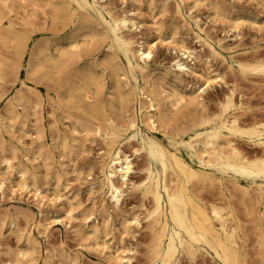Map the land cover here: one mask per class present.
Wrapping results in <instances>:
<instances>
[{
  "label": "bare ground",
  "instance_id": "1",
  "mask_svg": "<svg viewBox=\"0 0 264 264\" xmlns=\"http://www.w3.org/2000/svg\"><path fill=\"white\" fill-rule=\"evenodd\" d=\"M209 1L214 11L223 9V0ZM102 3L97 0H0V45L4 47L3 51L0 48V62L2 61L0 63V79L2 76V79L8 76L5 68L8 69V74L11 76V74L17 75L19 69L23 67L25 73H28L27 75L35 73L36 69L39 70L40 77L45 82L44 94L33 90L36 88L32 90L31 87L25 88L24 84L23 89L19 86L20 89L17 88L8 101H4V103L7 102L3 103L4 106L2 105L4 111L0 113L2 116L0 122L4 123L3 119L7 120V124L8 121L14 123L22 121L21 123L25 125L26 121L23 122V119L27 113L24 115L23 109L25 110L27 106L28 108L30 106V109L31 106L36 109L37 105V110L40 112L39 109L47 104V108L49 106L47 111L53 117L54 123H57L55 121L58 110L69 121L74 117L72 125L70 124L71 141L76 140L81 136V133L85 135L93 133L102 142L103 150H101V154L99 153L101 160H98L101 173L98 179V189L102 190V194L100 193L101 197L98 203L91 199L92 203L88 208L82 207L80 212L83 217L80 216V218H83L85 228L81 230L79 229L81 226H77L79 227L77 230L83 232L85 237L92 236L100 239L102 234H105V229L102 226L104 227L109 216L108 209L109 207L120 209L124 186L138 190L141 198L148 199L150 203L144 209L145 218L148 219V223H146L150 225L149 229L151 230H149L150 242L147 244L148 246L146 245L150 258L149 264H179L181 256L187 258L189 262H194L197 256H200L202 260L208 256V259L216 264H264V119L259 117L261 113L254 109V106L252 108L248 104L251 102L243 100L245 97H242L243 99L236 98L234 87L214 104L216 105L215 109L209 110L201 96L204 87L201 85L188 86V82L185 83V81L182 83V75L192 70L189 60L197 57L196 49L185 44L183 40L178 41V44L173 46V55L166 62L168 64L160 62L152 66V45L145 38L134 39L130 33V30L139 27L138 19L136 20L130 13L127 14L128 11L119 12L108 5L106 6V3L105 5ZM27 5H31L29 16L35 12L43 16L42 19H39L36 14L38 17L36 19H39V25L42 26L41 29L44 28V34H42L44 37L36 40L30 39L27 28L28 25L31 28V22L29 23L28 20L31 18L27 19L26 17L29 13L26 11ZM17 7L25 12V16L20 15V11L17 13L22 16L18 19L20 21L17 20L19 15L16 14L17 18L15 19L12 14ZM224 8L226 9L227 6ZM187 18L189 20L187 23L193 24L199 31L196 37L202 42V45H206L212 54L218 55L219 51L208 41L207 36L200 35L202 29L199 26V18L191 13L187 15ZM35 22L37 23V21ZM155 30L158 33V30ZM159 32L161 34V31ZM90 39L92 41L95 39V42L90 41V44ZM86 45L88 46L85 47ZM25 53L27 58L24 61ZM238 58L237 60L230 58L229 64H235L238 70V72L234 70L235 72L242 76L252 73L260 75L264 79V58L256 56L253 57L257 58L254 61H243L242 58L240 61ZM64 67L66 70L64 72H68L70 76V71L71 77L73 76L70 85H66L68 77L65 75L67 73L59 71ZM67 67L70 68L67 70ZM2 69L6 72L5 74ZM60 73L62 77L59 76ZM63 76L65 77L63 78ZM105 77H108L110 81L108 89L110 96L106 94L107 92L105 94L114 97L113 101L117 94L124 93L122 82H124V89L127 91L125 97L131 99V96L135 95L136 101L139 102L137 116L129 109L132 105L127 104L131 100L120 97V100L121 98L123 100L119 102L118 96V107L115 109V106L112 105L116 117L109 114V110L105 111L104 100L101 98L102 86H105L102 85V81ZM60 78H63L64 81ZM36 79L34 80L36 81ZM38 79L40 82V78ZM160 79L168 80L175 86L180 83L184 87V94L178 93L179 101L181 99L184 103L180 104V101L178 104L177 102L179 107L176 106V102H174L176 107H173L174 104L171 103L173 111L179 108L180 112L177 110L176 113L179 112L182 119H179V113L176 117L168 113L170 109L167 105L168 100L164 102L168 98H166L168 94L162 95L158 93L161 90L158 92L155 90L154 83ZM79 80L83 83H78ZM99 80L102 86H99ZM37 83L38 81L35 82V84ZM77 83L78 85H76ZM110 89L114 91H110ZM174 91L176 93V90ZM112 92L117 94L111 96L114 95ZM32 94L36 96L35 100L32 98ZM172 95L174 98V93ZM169 101L168 103H170ZM183 104L185 106L181 108L187 110L186 113L180 109ZM18 105L23 108L20 112L23 113L24 118L16 109ZM106 105L110 108L109 104ZM254 111H257V114L260 113L258 117ZM262 114L264 116V112ZM58 115L60 116V114ZM172 115L174 118L169 117ZM138 121L144 124L146 131L140 128ZM3 123L0 124L2 129L5 127ZM14 123L12 125H15ZM54 123L52 127L55 126ZM45 124L50 125L48 122ZM12 125L10 123V126ZM19 125L21 126V124ZM35 130L36 132L42 130V127L39 129L38 126V129ZM55 130L58 132L59 129L56 127ZM152 130H158L161 136ZM56 136L57 133H55ZM63 138H65L64 135ZM1 139L2 137H0ZM55 140L58 139L55 138ZM125 143L129 148L132 143V153L142 154L144 162L141 164V168L138 167L139 164L136 167L142 174L138 173L137 176L132 174L135 168L134 160L133 157H130L131 151L127 153V150L123 149V146H126ZM2 144L1 141L0 145ZM61 144L64 146L65 141H62ZM25 145L21 146L27 152H32L39 157H47V151L42 148V145H38L35 149H32L31 144V148H27L29 145H26L27 147ZM35 146L37 145L35 144ZM12 147L11 151L14 152L15 149ZM8 149L10 148L7 147ZM8 151L12 156L13 152ZM0 155H2L0 163L5 168V173L6 171L10 172L6 176L15 175L19 184L28 190L30 187L33 194L39 196V211H47V208H44L45 205L43 207L44 200L40 194V185L42 184H37L39 179L36 178L35 173L28 170L23 165L24 163L18 162L13 166L11 163L13 157L10 158L7 153L2 152L1 154L0 151ZM49 157L51 156L48 155ZM27 173L29 176L26 175ZM27 176L29 181H27ZM59 176H61L59 173L55 174L56 181H59ZM3 177L0 178L1 190L6 185L5 177ZM54 183L53 185L56 186L57 182ZM63 188L66 190V186ZM89 189H93L91 184ZM67 191L69 190H66V194ZM58 195V198L64 197L67 200V207H62L64 213L62 218L65 217L68 226L72 227L74 220L72 222L71 220L75 217L72 212L74 203L72 204V200L70 201L65 193ZM74 196L72 197L74 198ZM77 204L75 203V207L78 206ZM14 209L16 212V208ZM25 211L23 210V212ZM3 212L1 210L0 214ZM15 212H13V217L16 216ZM23 212L20 214L23 215ZM9 219L11 218L9 217ZM94 219H98L100 225L97 222L94 223L95 221L92 222ZM88 220H91L92 223L88 224ZM130 220L137 226L140 219L135 214L131 216ZM38 225L46 229L42 223L35 224L37 227ZM44 230H42L43 233H45ZM77 230L72 231L76 232ZM27 231H25V240L23 239L24 243L22 247L20 246L18 254L22 257L30 256L31 258L28 257V259L31 260L34 258V254H36L35 258L37 256L35 252L38 249V247L36 248L38 241L30 231ZM48 247L45 249V255L40 264H51L50 261L48 262L49 258L61 255L55 254L54 249ZM134 249L133 246L122 249V255L118 256L113 264H122L123 262L131 264V255L126 256L124 253L133 252ZM63 254L67 260L71 255ZM61 256L63 257V255ZM75 257L77 259L76 254Z\"/></svg>",
  "mask_w": 264,
  "mask_h": 264
},
{
  "label": "rangeland",
  "instance_id": "2",
  "mask_svg": "<svg viewBox=\"0 0 264 264\" xmlns=\"http://www.w3.org/2000/svg\"><path fill=\"white\" fill-rule=\"evenodd\" d=\"M97 1L100 3L103 2L104 5L106 3V6L108 5V7L113 8V10L116 9L119 12H121L122 10H124L122 12L128 11L126 12L127 14L130 13V15L132 14L131 16H133L136 20L138 19L139 27L130 30V33L133 35L134 39L141 40L145 38L152 45V53H151L152 66L160 62L168 64L166 62L169 61L170 57L173 55V50H174L173 46L177 45L178 41L183 40L185 44L189 45L190 47H194L198 55L196 58H192L191 60H189V64L191 65L192 70L189 71V73H184L182 75L183 76L182 83H184L185 81V83L188 82L187 83L188 86L189 85L192 86L194 85L193 87H196L197 85L203 86L204 90L201 92L202 94L201 96L204 98V102L206 103V105H208L207 108L209 110L215 109L216 105L214 104L217 103L220 99H222L223 95L227 94V92H229V90L234 87V90H236L234 91V95L236 94L235 97L236 98L245 97L244 99L243 98L242 99L245 100L246 102H251L248 104L252 108L254 106V109L258 110L261 113V114L258 113L260 114L259 116L257 114V111L256 112L254 111L255 114H257V117L258 116L261 118L263 117L262 119H264V116L262 114L264 112L263 109L264 79H262L260 75H253L252 73H250V75L247 74L245 76H242L240 73H237L238 70L235 67V64L233 65L229 64L230 58L237 60V58L239 57L238 60L242 58L243 61L244 60L254 61L257 58H253V57L256 56L258 58L261 57L264 58V0H223V1L221 0L223 2V9L225 11L223 9L214 11L213 7L209 3L210 2L209 0H97ZM225 5L227 6L226 9L224 8L226 7ZM26 7H27L26 11L29 12V13L27 12L28 16L26 17L27 19L31 18L28 19L29 23L31 22L30 23L31 28H29V25L27 28L29 30L28 33L30 35V39L36 40L37 38L44 37V35H42L44 34V30H43L44 28L41 29L42 26L39 25L40 24L39 19H42L43 16L41 14H38V12H35V14L33 13L31 16H29L31 11V5L30 6L27 5ZM15 9L16 10L12 12L15 19L17 18L16 16L19 14L20 15L23 14V16H25L24 15L25 12L21 8L17 7ZM18 12L19 14H17ZM189 12L192 15H196L199 18V26L202 29L200 35L207 36L208 41L213 45V47L216 50L219 51L218 55L212 54L209 48L206 45H202V42L197 39L196 34H198L199 31L195 28L193 24L187 23L189 22L187 18V15L190 14ZM36 14L39 16V19H36L38 18L36 17ZM19 16L17 20L22 17ZM35 21H37L38 24ZM155 29L158 30V33ZM159 31H161V34ZM95 39L97 38L95 37ZM95 39H93L94 42ZM90 41H92V39L89 40V43L91 44ZM93 41L92 43H94ZM90 44L88 45L91 46ZM88 45H86L85 47H87ZM0 48L3 51L4 47L0 45ZM26 58L27 56L25 53L23 56V60L25 61ZM0 63H2V61ZM69 68L70 67H67L66 69L68 70ZM5 70H7L6 71L7 73L4 71V69H2V71H4L3 73L4 74L6 73L8 76L4 75L7 77H4V79H2L3 78L2 76V78L0 79V91L2 90L0 95L1 97L0 113L4 111L2 107L4 101L5 100L8 101V99L12 96V93H14L17 90V88L23 89V84L25 85V88L31 87V90L33 88H36L33 90L34 91L37 90V93L44 94L45 82L41 79L40 77L41 72L39 70L36 69L35 73H30L31 75L30 74L27 75L28 73H25V70L22 67L19 69L17 75L11 74V76L10 74H8L9 72L8 69L5 68ZM64 70L65 67L63 69L61 68V70L59 71L60 72L63 71L64 74L65 73L68 74V72H64ZM234 70H237V72H235ZM69 73L70 76L69 74L65 75L68 78L70 77L69 78L70 80L68 78L66 79L68 80L69 84H67L68 82L65 80L67 82L66 85H70V83H72L73 81L72 78L73 76L71 77L70 71ZM59 76H61V73L59 74ZM65 76H63V78ZM26 77L29 79L30 78L32 79L37 78V79L36 81L34 79L29 80ZM38 78H40V80L43 82L41 81L39 82ZM63 78L60 79L64 81ZM37 81L38 83L35 84V82ZM100 82L101 81L99 80V84H100L99 86L105 85L102 86L103 90L101 97L104 100V104L106 107L105 111L109 110L108 113L114 116L116 113L115 109L119 105L118 101L121 102V100H123L122 99L123 97L124 99L126 98L128 99V97H125L127 91H125L124 89V82H122V86H123L122 91L124 92L123 94H117L115 92H112V94L114 95L111 96H115L117 94L115 96L116 102L113 101L114 97L113 98L109 97L110 95L108 93L109 92L108 89H109L110 81L108 80V77L104 78V81H102V85ZM139 82L142 83V81ZM21 83L22 85H20ZM78 83H83V82H80L79 80ZM78 83L76 85H78ZM154 85H155L154 88L156 87L155 90L157 92L158 90H161L158 93H161L162 95L168 94V96H166V98L167 97L168 98L167 99L164 98L166 99L164 100V102H166L167 100L168 101L171 100L169 101L170 103H168L167 101L168 109L170 108L168 110V113L175 115L174 117L178 116V113L180 112L178 110L179 108L177 109L179 111L178 113H176L177 110L173 111L172 109H174L173 107L176 106L179 107V105H177V102L179 104L181 99L179 101L178 95L181 93L184 94L183 93L184 87H182L180 83H178L175 86L174 84H172V82L168 80L163 81L161 79L159 81L156 80ZM19 86L21 87L19 88ZM88 86H90V84H88ZM171 90H173L172 92L174 93V98L172 95L173 93L169 92ZM174 90H176L177 93L176 96ZM110 91H114V90L110 89ZM105 92H107L106 94H108L109 96L108 95L106 96ZM33 95L34 94H32V98L33 99L36 98V96ZM131 95L132 94L130 93V96ZM117 96L119 97V100ZM120 97H122L121 100ZM65 99L67 100V97ZM172 99H174L175 101ZM128 100L131 101H129L130 103L127 104H129V106L132 105L133 107V108L130 107L129 109H131L134 112V114L137 116L139 109V102L136 101L134 94L131 96V99L129 98ZM174 102H176V106ZM171 103L174 104L173 107H171L172 106ZM182 103L184 102L181 101L180 104ZM106 104H109L110 108ZM44 105L46 107L45 106L42 108L40 107L41 109L38 108L39 110H41L40 111L41 113L38 112L37 105L35 107L36 109H34V107L32 108V106L30 109V106L29 108L27 106L26 108L28 110L26 108L25 110L21 108V105L17 106L16 109L18 110V113L20 115L22 114L21 116L23 118L25 117L24 116L25 113H27L26 117L23 119V122L26 121L25 125L21 123L22 121L21 122L19 121L20 123L18 121H15V123L13 121L10 122L8 121L9 124L8 125L7 120L3 119L4 123H6L8 126L3 122H0V124L3 123V126L5 125L3 129L1 128L2 126L0 125V135H1L0 137H2L3 139L0 140V143L1 141L3 143L2 145H0V149L1 147H3L2 148L3 151L2 149L0 150L1 154L3 152V153H7L8 156H10V152L8 150L11 151V147L13 146L12 148H14L15 150L14 152L11 151V153L13 152L12 153L13 155L10 156V158L13 157L11 158V163L13 164V166L17 165L18 162L22 164L24 163L23 165H25L28 170L35 173V175L37 176L36 178L39 179V181L37 180V184L38 185L42 184L40 185L41 186L40 194L42 196V200H44L43 207L45 205L44 208H47V211L40 212L38 206L39 196L33 194V191L31 190L30 187H29L30 190H28L22 184H19L17 178H15V175H11L10 177L6 176V174H9L10 172L6 171L5 173L4 171L5 168L0 163V178L4 176L5 178L4 177L3 178L6 180L5 181L6 185L3 186L2 190L0 189V208H1L0 212L2 210V212L4 211L3 214L5 213L4 215L2 213L0 214V221L2 220L0 222V264H40L45 255V251H46L45 249H47L48 246H49L48 248L54 249L52 250L54 251L55 254L63 255V257L59 255L58 256L59 258L58 257L55 258V256L51 258L48 257L49 258L48 262L50 261L51 264H97V263L108 264L109 262H110L109 264H113V261L118 256L122 255L123 253L122 249H127L128 247L131 246L135 248L133 251L134 254L133 252L124 253L126 254V256L131 255V259H130L131 264H149L150 258L148 257L149 252H147L148 251L147 244H149L150 242L149 241L150 225L147 224L148 219L147 217L145 218L144 209H146V206L148 207L150 203L148 199L147 201L146 199L141 198L138 190H133L129 187L123 186V188L125 189L123 192L124 193L122 199L123 201L120 205V209L109 207L108 209L109 216L105 221L104 227L102 226V228L105 229V234H102L100 239L99 238L96 239L92 236L87 238L85 237L84 234H82L83 232L81 233L80 230L79 231L77 230V228H79L80 226L81 227L79 229L81 230L85 228L84 220L82 218L83 216L81 215L80 212L81 209H83L84 207L88 208L92 203L91 199H93V201H96L95 203H98L101 197L100 195L102 194V190L98 189L99 188L98 179L99 176H101V173L99 171L100 164L98 163L99 162L98 160H101L100 152L101 150H103L102 148L103 144L101 146L102 142H100L99 138L96 137V135L94 136L93 133L92 134L89 133V135L88 134L85 135L81 133V136H79L76 140L74 139L71 141L72 138L70 136L71 135L70 127L72 125L74 117H72V119L69 121L68 119H65L67 117H63V115L59 113L58 110L56 112L60 114V116L58 114L56 115L57 120L55 122L57 123H54L53 117L49 115V111H47V109L49 110V106L47 108V104ZM112 105L115 106V109L114 106ZM184 106L185 104L181 105L180 109L182 112L185 111L184 113H186L187 110L184 109L182 110L181 108V107L184 108ZM21 109H23L24 115L23 113H21L22 112ZM111 109L113 110L111 111ZM46 113L48 114V116ZM184 113H182V115H184ZM173 115L169 117L174 118ZM1 117L2 116H0V118ZM178 117L179 119H182L180 118V113ZM59 119L60 121H58ZM173 120L170 121L172 122ZM0 121H2V119H0ZM50 121H53L57 129H59L58 132L55 130L56 129L55 126L52 127L53 126L52 122H51L52 123L51 126ZM12 122L15 125H12L13 124ZM46 122H48L50 125L48 126L47 124H45ZM10 123L12 126H10ZM39 123L41 124V126L39 125ZM19 124H21L22 127ZM37 125L39 126V129L42 127L43 132L42 130H38L39 132L38 131L36 132L35 129L36 128L38 129ZM138 125L142 130L146 131L144 124L139 123L138 121ZM46 126L52 131H50ZM68 128L69 130H67ZM40 131L42 132V134ZM152 131L158 136H161V133L158 130L156 131L152 130ZM55 133H57L56 137H55ZM58 133L60 135L61 133L64 134H62L61 137ZM63 135L65 138H63ZM55 138L58 140H55ZM20 141L23 143L21 144ZM62 141H65V145H64L65 147L63 146L64 143L61 144ZM25 144L27 146L29 145V147H27ZM30 144L32 145V149H35L36 147H38V145H42V148L47 151L46 153L47 157L45 158L40 156L41 157L40 158L39 155H35L32 152L31 153L27 152V150L24 148L22 149L23 145H25V147L27 148H31ZM35 144L37 146H35ZM131 145L130 148L128 144L126 146H123V149L125 151L127 150L126 151L127 153L131 151L130 157L131 158L133 157L134 160L133 164L135 167L132 174L134 173V175L137 176L136 174L138 173L142 174V172L140 170H137L138 168L136 167L139 164L138 167L141 168V164L144 162V159L142 158L143 156L141 153H137L140 154L138 156L137 154L132 153ZM7 147H9L10 149L7 150ZM23 153H25L26 156ZM48 155L51 157L48 158ZM1 156L2 155H0V158L2 159ZM137 161H139V163H137ZM58 173L61 176L58 177L59 181H56L54 176L55 174ZM26 175L29 176L28 173ZM28 176H27V181H29ZM54 182H57L56 184L57 187L53 185L55 184ZM90 184L91 186H93L92 190L89 189ZM65 186H66V190H69L67 191L68 192L67 194H66V190L63 188ZM62 193L63 194L65 193V195L69 197L70 201L72 200L71 201L72 204L74 203L73 204L74 207L72 205L73 207L72 212L75 217L74 219L71 220V222L74 220L72 225L73 226L75 225L74 227L76 228H74L73 226L69 227L68 223L65 220L66 218L65 217L62 218L64 216L62 207H67L66 205H68V203L66 202L67 200H65L66 198L65 199L64 197L58 198L59 197L58 194H62ZM72 196H74V198ZM95 198L98 199L96 200ZM77 202L79 203L77 204ZM75 203L78 206L75 207ZM13 205H15L16 207ZM2 207H4V209H2ZM5 208L6 211L8 209L7 212L5 211ZM14 208H16V212L19 209L17 213L14 211L15 210ZM23 210L26 211L23 212ZM13 212H15L16 215L14 217H13L14 215ZM22 212L23 215L27 214L28 216L21 215L20 213ZM135 214H137L140 219L139 224L137 226L134 224L132 220H130L131 216ZM7 216H9L11 219H9V217ZM80 216L82 217L80 218ZM37 222L42 223L46 227V229L41 225H38V227L35 226ZM88 222H87L88 224L92 222L94 223L97 222L100 225L98 219H94L92 222L91 220H88ZM27 230L30 231L33 237L38 241L37 242L38 244L36 245V248L38 247V249H36L35 252L37 253L36 256L37 259L35 258L36 254L34 253H33L34 258H32L31 260L28 259V257L30 256L22 257L20 254H18L19 249L23 246L25 240L24 235H25V231ZM39 230L40 232H38ZM42 230H44L45 233H43ZM72 230L73 231L77 230L78 232L77 231L73 232ZM49 244L53 247H51ZM61 252L66 254L67 253L71 254V255L68 254L70 256L68 260L67 257L64 258L65 254ZM75 254L77 256V259H75L76 258ZM206 258L205 260H202L200 256H197L196 259H194L195 261L193 260L194 262H189L187 258L181 256L179 258V264H213V263L216 264L215 262L212 263V261L208 259L209 258L208 256H206ZM122 264H129V263L123 262Z\"/></svg>",
  "mask_w": 264,
  "mask_h": 264
}]
</instances>
